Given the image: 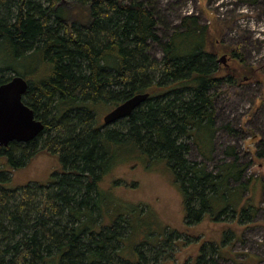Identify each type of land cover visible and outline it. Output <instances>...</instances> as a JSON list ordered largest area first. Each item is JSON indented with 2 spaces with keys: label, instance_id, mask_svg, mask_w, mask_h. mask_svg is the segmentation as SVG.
I'll return each instance as SVG.
<instances>
[{
  "label": "trees",
  "instance_id": "1",
  "mask_svg": "<svg viewBox=\"0 0 264 264\" xmlns=\"http://www.w3.org/2000/svg\"><path fill=\"white\" fill-rule=\"evenodd\" d=\"M210 27L189 16L182 31L169 30L157 0H0V85L24 78L29 89L23 102L45 125L28 144L0 147L10 168H0V264H158L162 254H170L172 239L163 238L166 247L149 259L140 246L159 242L149 237L133 262L121 259L126 230L121 222L104 227L100 221L104 210L115 207L101 186L123 144L148 161L168 163L183 194L188 226L227 197H239L231 212L243 218L252 206L249 200L241 206L247 185L231 186L243 174L234 148L226 153L235 160L216 173L188 159L189 140L209 158L205 151H213L217 133L213 91L234 82L217 66L218 55L241 59L235 46L212 45ZM191 40L197 44L190 46ZM153 44L161 48L162 61L152 57ZM31 60L45 67L43 72L23 67ZM138 94L149 98L121 127L97 126L96 107L113 111ZM44 135L40 146L58 157L61 173L46 183L10 188L7 173L22 168L21 159H31ZM221 211L213 212L215 220ZM209 243L211 253L204 245L196 264H218L221 251Z\"/></svg>",
  "mask_w": 264,
  "mask_h": 264
},
{
  "label": "rangeland",
  "instance_id": "2",
  "mask_svg": "<svg viewBox=\"0 0 264 264\" xmlns=\"http://www.w3.org/2000/svg\"><path fill=\"white\" fill-rule=\"evenodd\" d=\"M157 6L159 18L169 30L182 31L183 19L196 16L200 18L201 26L211 25L212 45L217 50L221 46L237 47V55L241 59L228 54L217 57V66L225 69L223 75L232 76L234 82L231 85L223 83L213 91L218 95L213 151H205L211 153L206 158L189 140L188 159L216 173L219 166L235 160L226 153L234 148L243 174L241 180L231 182V186L247 185L240 194L243 199L241 206L249 200L254 209L247 205L243 218L237 217L232 214L231 205L239 197L222 198L217 202L219 209L207 212L201 222L188 226L183 194L168 163L164 159L148 161L144 155L137 154L132 145L123 144V148L115 149L118 161L110 166L101 186L104 196L115 200V207L109 212L104 210L102 217L105 219L100 221L104 227L121 222L126 230L125 244L118 256L132 262L138 257L135 251L143 238L154 237L160 242L157 246H152L153 241L150 245L140 246V251L152 260L160 254V246L166 247L163 238L171 237V253L162 254L158 264H196L204 245L210 241L224 247L223 256L215 257L218 264H264V0H157ZM173 33L174 30L168 32V36L172 37ZM195 44L197 40L189 43L190 46ZM151 55L163 60L158 45H151ZM223 56H226V61L220 63ZM23 67L40 72L45 68L32 60ZM101 107L95 109V119L100 128L117 130L127 121L123 119L106 126L103 119L113 107ZM226 127L233 130L232 134ZM45 139L47 135L39 141L31 159L16 156V159H21L22 168L12 174L7 173L11 178L10 188L46 183L54 174L61 173L62 164L58 157L40 146ZM5 156L0 154L2 169L7 165ZM220 209L221 216L215 220L213 212ZM210 248L207 246L208 251Z\"/></svg>",
  "mask_w": 264,
  "mask_h": 264
},
{
  "label": "water",
  "instance_id": "3",
  "mask_svg": "<svg viewBox=\"0 0 264 264\" xmlns=\"http://www.w3.org/2000/svg\"><path fill=\"white\" fill-rule=\"evenodd\" d=\"M225 61L226 56L219 60L220 63ZM28 89V82L20 76L0 85V147L30 143L45 130L44 123L36 120L34 111L23 103ZM147 98L148 95H140L119 105L104 118L105 125L130 117Z\"/></svg>",
  "mask_w": 264,
  "mask_h": 264
},
{
  "label": "crops",
  "instance_id": "4",
  "mask_svg": "<svg viewBox=\"0 0 264 264\" xmlns=\"http://www.w3.org/2000/svg\"><path fill=\"white\" fill-rule=\"evenodd\" d=\"M238 211H239V210H238ZM235 222L238 223V221H235ZM238 224H239V223H238ZM210 242H211V241H210ZM208 244L211 245L209 242L206 243V245H208ZM213 244H214L215 248H218V250L221 251V256H223V253H224V247H221V246H220V243L217 244V243L213 242Z\"/></svg>",
  "mask_w": 264,
  "mask_h": 264
},
{
  "label": "bare ground",
  "instance_id": "5",
  "mask_svg": "<svg viewBox=\"0 0 264 264\" xmlns=\"http://www.w3.org/2000/svg\"><path fill=\"white\" fill-rule=\"evenodd\" d=\"M140 95H141V94L135 95V96L129 98L128 100H126V101H129V100L133 99L134 97H136V96H140ZM143 95H144V94H143ZM145 95H147V94H145ZM148 98H149V95H148ZM148 98H147V100H148ZM147 100H146V101H147ZM126 101H125V102H126ZM146 101H145L144 103H146ZM144 103H142L138 108H140ZM27 106H28V105H27ZM116 108H117V107H116ZM138 108H137V109H138ZM137 109H136V110H137ZM106 116H107V115H106ZM106 116H105V117H106ZM128 118H129V117H128ZM125 119H126V118H125ZM41 122H42V121H41ZM104 123H105V121H104ZM109 126H110V125H109Z\"/></svg>",
  "mask_w": 264,
  "mask_h": 264
},
{
  "label": "flooded vegetation",
  "instance_id": "6",
  "mask_svg": "<svg viewBox=\"0 0 264 264\" xmlns=\"http://www.w3.org/2000/svg\"><path fill=\"white\" fill-rule=\"evenodd\" d=\"M24 103V102H23ZM25 104V103H24ZM26 105V104H25ZM29 107V106H28ZM34 115H35V113H34ZM35 119L36 120H38L36 117H35ZM123 120V119H122ZM122 120H120V121H122ZM39 121V120H38ZM120 121H117L116 123H118V122H120ZM25 144H28V143H25Z\"/></svg>",
  "mask_w": 264,
  "mask_h": 264
}]
</instances>
